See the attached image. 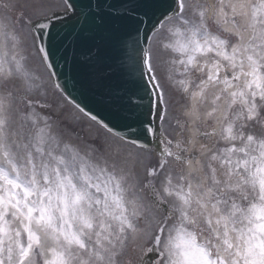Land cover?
I'll use <instances>...</instances> for the list:
<instances>
[{
    "label": "snow or ice",
    "instance_id": "1",
    "mask_svg": "<svg viewBox=\"0 0 264 264\" xmlns=\"http://www.w3.org/2000/svg\"><path fill=\"white\" fill-rule=\"evenodd\" d=\"M12 7L0 0V11ZM162 9L169 103L190 121L213 122L203 133L212 147L189 158L186 141L161 127L151 165L138 140V151L93 160L28 112L39 77L0 17V264H119L128 250L135 264H153L154 250L164 264H264V0H162ZM141 63L156 80L155 53ZM141 116L145 135L156 132Z\"/></svg>",
    "mask_w": 264,
    "mask_h": 264
},
{
    "label": "water",
    "instance_id": "2",
    "mask_svg": "<svg viewBox=\"0 0 264 264\" xmlns=\"http://www.w3.org/2000/svg\"><path fill=\"white\" fill-rule=\"evenodd\" d=\"M73 1V0H71ZM79 8L76 16L66 22L55 24L50 28L49 34L57 33L59 42L55 51L49 48L54 68L65 92L78 103L84 110L103 117L109 124L119 126V133L130 138L148 140L143 128L137 121L145 122L148 116L149 93L145 83L141 57L149 35L163 19L162 0H77ZM118 9L116 18L108 17L106 5ZM176 5L173 4V9ZM112 30L116 31L113 33ZM114 34L122 36L124 52L118 54L112 61L113 64L97 62L98 45H103ZM90 62L96 64L101 73L80 79L67 73L69 66L83 73L84 66ZM125 62V63H124ZM119 67L116 85L112 80L103 87L110 69ZM127 85L128 91L121 92V84ZM151 93V101L153 100ZM133 105L139 107L133 108ZM152 106V102H151ZM153 113V111H151ZM106 122V123H107ZM114 127V126H113Z\"/></svg>",
    "mask_w": 264,
    "mask_h": 264
},
{
    "label": "bare ground",
    "instance_id": "3",
    "mask_svg": "<svg viewBox=\"0 0 264 264\" xmlns=\"http://www.w3.org/2000/svg\"><path fill=\"white\" fill-rule=\"evenodd\" d=\"M10 3L13 5V7L10 10H8L7 13L0 11V17H6L5 22L9 25V29L10 30L14 29L19 34L22 40L21 55L24 57V63L26 67L35 75L34 68L29 63L28 59L26 58V52H25L26 33L21 29L20 20L17 15L19 13H23L24 16L28 19L34 18L35 16L36 17L44 16L54 10H61V9L66 8L65 1L64 0H10ZM163 23H166V21H164ZM166 36H167V33L161 32V29H159L154 34L151 40L150 51H153L155 55L163 56V63L166 67V74H167V67H168L167 60H168L169 54L165 50H163V48L158 44V39H163ZM3 39L4 37L0 36V41H3ZM42 66L47 76L49 77L52 87L55 88L57 91H59L56 88V86L53 84L52 79L47 70V67H45L44 63H42ZM35 84L37 85V87L29 94V97L33 99L34 101H38V103L34 105V109L27 108L26 110L28 112H32L34 110L35 113L38 114V116L41 118L47 117L48 118L47 124L51 126L52 134L58 136L62 142H67L73 145L74 147L80 149L82 152H86L87 154H89V156L93 160L100 161L101 163H103L105 160H108L109 163H111L112 159L115 157L117 150H120L121 152L125 150L133 151V152L138 151V149L134 148L132 144L129 142L117 143L113 139V137L109 134V132L107 135H104L101 137L100 134H97V130H98L97 127L87 125L85 126L87 128H84V127L78 128L76 122H70V123L66 122L65 123L64 120H62L61 118L63 111H64L63 108H60V109L52 108L51 109L50 107H47L46 105L41 103L43 101L53 102L52 100L53 97L50 96L51 94L48 93V91H46V89L43 87L40 81V77L39 79L35 80ZM63 98L65 99V97ZM67 102L72 105L73 110H75L76 113H79L80 115H82V118H85L84 121L89 120L87 121V123L90 122L93 124H97L95 121L91 120L89 116L81 112L71 102L69 101ZM190 122L194 126L192 130L189 131V133L191 134V138H192L190 147L193 151H191V153L188 154V156L189 158H192V154H195L197 156L200 155V153L203 151L201 147L202 145H207L208 147H212V142H206L203 139L205 138L203 136L204 132L200 130V127H199L200 125L197 126L202 121H197V122L190 121ZM209 122L211 123V125H213V122L211 120L206 121V123H209ZM44 123L45 121L41 119L40 120L41 126ZM73 126H76L78 129L74 128ZM98 126L101 129L105 130L102 126L100 125ZM164 127L165 128L168 127L166 123L164 124ZM141 154L147 157V159L145 160V164H147L149 156L152 154L149 155V152L145 150H141ZM200 158L202 160L206 159L205 156H200ZM141 175H143L142 169H141ZM138 227H143V222H138ZM120 258H119V264H124L123 260Z\"/></svg>",
    "mask_w": 264,
    "mask_h": 264
},
{
    "label": "rangeland",
    "instance_id": "4",
    "mask_svg": "<svg viewBox=\"0 0 264 264\" xmlns=\"http://www.w3.org/2000/svg\"><path fill=\"white\" fill-rule=\"evenodd\" d=\"M28 56L31 57L34 65L32 66L35 70V76L38 75V77H40V81L42 84H44L45 86L48 87L49 92L51 93L52 97H53V102H54V106L53 108H63V114H62V120H64V122L66 123V119L64 118H69V120L71 122H76L77 127L78 128H82L84 126L90 125V122L87 123V121H84L85 119L82 118V115H80L79 113H76V111H74L71 106H69V104L63 100V96L61 94L58 93L57 90H54L50 84L49 78L46 75V73L43 70V67L41 65V60L38 57V55H36V53L32 54L29 50H27L26 53ZM158 70L160 69L159 64H157ZM167 96L164 99V111L165 109H167V112H165V116H166V120L167 122L170 124L172 130L177 131L178 130V126L174 125V120L178 117V112L181 114V110L179 105H173L172 103H169L170 99H171V95H169V91H166ZM179 114V115H180ZM181 115H180V119H181ZM93 126V125H90ZM74 128L78 129L76 126H73ZM96 127V126H94ZM179 131V130H178ZM105 131L104 130H97V134H100L101 137L106 135L104 134ZM169 134V133H168ZM166 135L168 138H171V135ZM175 136V135H174ZM182 138V136H181ZM156 159L151 161V164H155Z\"/></svg>",
    "mask_w": 264,
    "mask_h": 264
}]
</instances>
